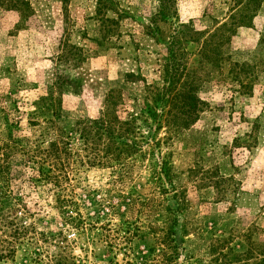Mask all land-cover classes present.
I'll return each instance as SVG.
<instances>
[{
  "label": "rangeland",
  "instance_id": "rangeland-1",
  "mask_svg": "<svg viewBox=\"0 0 264 264\" xmlns=\"http://www.w3.org/2000/svg\"><path fill=\"white\" fill-rule=\"evenodd\" d=\"M110 1L102 16L117 22L107 30L96 0H0V143L7 117L24 147H45L52 99L64 128L96 117L112 89L131 112L143 94L137 75L160 80L173 37L200 101L160 150L181 193H159L155 156L74 164L61 202L20 179L12 192L0 182V264L263 262L264 0L239 9L233 0H172L155 18L158 0ZM70 44L83 49L77 65L60 57ZM59 75L68 80L57 92Z\"/></svg>",
  "mask_w": 264,
  "mask_h": 264
},
{
  "label": "trees",
  "instance_id": "trees-1",
  "mask_svg": "<svg viewBox=\"0 0 264 264\" xmlns=\"http://www.w3.org/2000/svg\"><path fill=\"white\" fill-rule=\"evenodd\" d=\"M170 1L172 0H158V10L153 18L162 15ZM110 2V0H96V15L102 16L104 11L114 10ZM232 2L235 9L243 5V0ZM243 7L245 8L244 5ZM17 8L21 10L20 7ZM234 16L231 15V18L234 19ZM246 19V16H241L234 22L241 24ZM101 21L107 22L105 28L107 30L117 22L115 19L103 18V16ZM226 26L227 23L223 22L219 29ZM172 38L168 44L165 60L160 66V80L148 82L144 77L137 75L142 80L143 94L140 105L131 112L125 109L122 89H112L106 94L96 117L76 119L68 128H64L58 126L54 120L58 118L60 111L56 100L52 99L49 108L53 116L51 122L54 136L45 147L37 142L24 147L19 136L14 135L13 132L18 124L9 122L5 117L7 134L5 141L0 143L2 187L12 192L14 180L20 179L19 182L28 183L33 189L52 195L56 201L61 202L64 200L62 196L66 194L65 184L70 181L74 164L121 166L128 160L136 158L152 160L155 156L156 161L154 160L152 165L156 182L159 184V193L172 192L174 199L178 200L177 197L181 192L171 182L168 157L160 150L174 133L198 116L200 101L186 83L187 68L180 59L183 54L177 51L175 48L177 42ZM60 57L69 61L71 59L74 65L85 59L83 49L73 44L65 46V51ZM137 76L127 74L125 80ZM64 80L68 79L61 75L56 76L57 92L61 91L62 85L66 82ZM73 82L75 88L79 87L77 79ZM17 153L23 154L24 158L11 160V157ZM165 242L167 239L164 236L161 244L164 245Z\"/></svg>",
  "mask_w": 264,
  "mask_h": 264
}]
</instances>
